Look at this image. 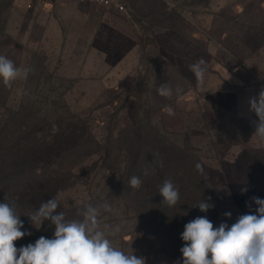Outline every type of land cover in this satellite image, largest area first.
<instances>
[{"label":"rangeland","instance_id":"374dc122","mask_svg":"<svg viewBox=\"0 0 264 264\" xmlns=\"http://www.w3.org/2000/svg\"><path fill=\"white\" fill-rule=\"evenodd\" d=\"M122 1L124 12L0 0V54L33 70L11 88L0 81V202L14 201L31 232L17 248L53 237L50 222L37 229L27 216L48 199H59L67 220L106 199L112 212L101 211V224L121 225L115 246L131 244L146 264H182L186 223L206 216L231 226L248 205L255 211L251 197L264 199V146L248 103L264 86V0ZM201 59L198 85L188 66ZM240 82L250 89L239 99L223 93ZM162 84L183 92L161 97ZM165 179L179 189L174 207L162 204ZM208 197L214 207L201 212Z\"/></svg>","mask_w":264,"mask_h":264},{"label":"clouds","instance_id":"9594fccd","mask_svg":"<svg viewBox=\"0 0 264 264\" xmlns=\"http://www.w3.org/2000/svg\"><path fill=\"white\" fill-rule=\"evenodd\" d=\"M205 63L201 59L188 66L198 85L205 79ZM31 71L0 54V81L6 87L11 88L17 80H26ZM182 92L180 85L173 88L170 84H162L157 89L158 95L167 99L174 94L179 97ZM248 103L249 111L257 117L251 122L255 128L252 137L264 146V88ZM165 110L170 116L175 114L170 106ZM160 166H163L162 162ZM195 167L203 172L201 163ZM129 185L138 189L142 180L132 176ZM246 191L247 188H242L241 194ZM159 194L163 198L162 204L168 207H174L180 199L179 189L170 179L164 180ZM210 199L201 200L195 207L207 212L214 207L208 202ZM250 199L256 205L255 211L248 205L249 212L239 215L231 226L221 222L214 227L206 216H198L186 223L181 233L185 242L180 248L182 264H264V199L255 196ZM5 200L0 202V264H146L144 257L134 254L131 244L127 249L114 245L111 237L121 232V225L101 224V211L112 212L106 199L96 205L86 203L78 207L77 214L82 219L72 220H67L64 212L57 211L60 207L58 198L48 199L27 216L37 229L45 221L50 222L54 226L53 237L41 236L34 244L20 248L15 246V241L31 235V232L22 231L24 223L15 202ZM224 216L231 218V213L225 212Z\"/></svg>","mask_w":264,"mask_h":264},{"label":"crops","instance_id":"0c3cea01","mask_svg":"<svg viewBox=\"0 0 264 264\" xmlns=\"http://www.w3.org/2000/svg\"><path fill=\"white\" fill-rule=\"evenodd\" d=\"M122 1V0H121ZM123 2V1H122ZM206 36H207V34H206V31H204V29L203 30H195L194 32H193V37H194V39L195 40H200L201 39V37H204V38H206ZM238 81H240V79L237 77L236 78ZM236 87H232L233 89H229V90H226V92H224L223 91V93L224 94H231V95H233L234 97H236L237 99H239V95H240V92L241 91H246V90H248V89H250L245 83H242V82H240V83H237L236 85H235ZM263 88H264V86H263ZM227 91H229V92H227ZM260 91H258V92H256V91H254L253 93V97H254V95H256V94H258ZM237 114V113H236ZM253 115H255L254 113H253ZM238 116H239V113H238ZM262 148H264V147H262Z\"/></svg>","mask_w":264,"mask_h":264},{"label":"built area","instance_id":"2783aa9c","mask_svg":"<svg viewBox=\"0 0 264 264\" xmlns=\"http://www.w3.org/2000/svg\"><path fill=\"white\" fill-rule=\"evenodd\" d=\"M86 2H92L103 7H114L119 12L126 11V5L121 0H81Z\"/></svg>","mask_w":264,"mask_h":264},{"label":"trees","instance_id":"16d2710c","mask_svg":"<svg viewBox=\"0 0 264 264\" xmlns=\"http://www.w3.org/2000/svg\"><path fill=\"white\" fill-rule=\"evenodd\" d=\"M72 141H74V138H72ZM264 151V150H263ZM240 161V171H241V175L242 178L245 182H247L248 184L253 186V177H251V169L249 168L248 163H245V161H243L242 157L240 156L239 158ZM250 172V174H249ZM262 193L264 194V190L262 189Z\"/></svg>","mask_w":264,"mask_h":264}]
</instances>
